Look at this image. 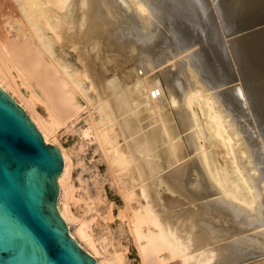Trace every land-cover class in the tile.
<instances>
[{"label":"bare ground","instance_id":"bare-ground-1","mask_svg":"<svg viewBox=\"0 0 264 264\" xmlns=\"http://www.w3.org/2000/svg\"><path fill=\"white\" fill-rule=\"evenodd\" d=\"M134 1L157 19L163 12L160 0ZM118 3L0 0V88L61 153L57 210L69 234L97 264H264V115L236 104L237 88L206 79L192 62L196 51L188 53L194 45L184 44L175 70L158 73L166 85L163 123L141 122L128 85L169 59L148 40L154 23ZM121 23L128 28L116 30ZM80 118L84 138L73 135L82 144L65 146L58 137ZM191 129L187 140L170 142ZM85 137L96 142L101 176ZM192 154L195 161L166 172Z\"/></svg>","mask_w":264,"mask_h":264},{"label":"rangeland","instance_id":"rangeland-1","mask_svg":"<svg viewBox=\"0 0 264 264\" xmlns=\"http://www.w3.org/2000/svg\"><path fill=\"white\" fill-rule=\"evenodd\" d=\"M137 1L139 0H136V2ZM118 2H120L118 3V5H120L124 10H127L128 12L137 11L141 17L143 18L146 17V19L147 18L150 19L149 22L154 23V25L153 24L152 26L150 25L152 28V32L151 31H149L148 33L146 32V34H148L149 36L148 40L151 41L152 39L151 37H153L151 42H153L154 45L158 43L159 45H156L158 50H160V52L163 53L167 59H169V61L164 62L165 64L163 66L159 67L158 69H154V71L152 72L144 73L141 70V74L139 75L140 77L137 80H135L133 83L128 85V87L132 90L131 91L132 96H136L134 97V101H133L134 105L136 106L135 108L136 110L134 109L133 112H135L137 117L141 119V122L145 123L148 121H154V124L150 128H154V127L156 128L163 123V120H162L163 114L166 112L167 107L165 108L164 106H162L161 102H163L164 100L163 98L165 97V94H166V85L164 83L165 82L164 77H160L161 76L160 74H159L160 76H158V73L161 70L168 69V68L171 71L175 70L174 66L180 60V58L182 59L186 57L185 54H180L182 52L181 46L184 44L190 45V46L194 45L193 47H191L190 49L191 51L189 50L188 53L196 51L197 55L195 56L192 62L195 65L197 63L199 68H201L206 79L212 82H215L218 85H222L223 87V88L221 87L222 89H235L236 90L237 88V91H235L236 93L232 92L233 96L231 97V98H234L235 103L238 105H241V108L243 109L244 108L251 109L253 107L256 115H262V116L264 115V110H263L264 90H262V88L264 89V79H263L264 78V58L260 59L264 56V47H263L264 39L262 38L264 35L263 33L264 32V23H263L264 19L261 20L262 18H264V0H160V4L162 5L164 3V5H162L163 7H161L163 12L162 13L160 12L158 19L152 15V13L150 12L147 6L145 7L144 5H141L142 3L139 5L138 3H135L134 0H118ZM127 28L128 27H126V24L121 23L119 26L116 27V30H120V29L126 30ZM262 28L263 30H261ZM260 30H261V33L263 34L260 33ZM256 34L262 35V36L257 35L260 42ZM154 35L156 38L154 37ZM261 43L263 45H260ZM122 53H124L123 55L125 56V58L129 57L128 50L126 49L125 45H124ZM261 55L262 57H259ZM141 58L142 57H140L139 59ZM173 58H175V60ZM237 80H239V82L241 83H238ZM253 80L256 82L254 83ZM249 83L252 85H250ZM247 84L249 85V87ZM253 84H254V87H253ZM242 85L243 87H239ZM259 86L261 88H259ZM240 89L241 90L243 89L242 94H241ZM251 89L254 90V93L252 92L253 90ZM239 90H240V93H238ZM243 91L251 98L248 97L245 93H243ZM256 93L258 95H256ZM134 94H138V95L141 94V95L138 97V95H134ZM249 94H251L252 96ZM243 95L245 96L247 101H245L246 99L244 98ZM241 96L243 99L239 98ZM256 97L260 101L259 100L256 101L255 100ZM81 102H82V106L85 107V103L83 102L82 99H81ZM246 105L248 108L246 107ZM176 107H177V102L173 104L172 108H176ZM86 114H87L86 110H85V114L83 110L81 117H82V120H85V122H87V126H89ZM83 115L86 119L83 117ZM147 115H148V118H146ZM143 117L145 118V120L143 119L142 121ZM82 120L81 118L78 119L79 122L77 121L75 124V126H78V127L74 126L75 129H71L70 131L69 130L64 131L65 135L62 133V135L58 137L60 142H63L64 144L67 142L65 146H68V145L75 146L76 144H79L77 142L80 139L79 142L80 144H82L81 142L82 138L78 137L77 133L79 132L78 130H76L80 126V129H81L80 131H83L84 128L82 126L84 125H85V128H87L86 123L83 124L84 121L82 122ZM76 131H77L76 133L77 135H73L75 134L74 132ZM60 132H62V130ZM69 132H71L72 134L71 133L69 134ZM192 132H193V129L183 133L181 136H178L176 139H173L170 142L174 144L175 142L179 140H182V141L187 140V138L190 135H192ZM72 136H74V139ZM79 136L84 138V135L81 133H79ZM63 137L66 138L65 139L66 141H64ZM88 137H85L86 141L88 140ZM90 141L92 140H89V142ZM89 142L87 141L86 143L91 145V147L90 145L89 147H87V148H90L87 150L88 151L87 157L88 156L90 157H88L89 159L86 158V160L88 159L89 162L96 163L100 159V155H99L100 152L95 151V153H93L92 148H95L96 142L95 141H94L95 143L93 142L95 145H93L92 142L90 143ZM86 146L87 145H84V147ZM168 146H169V143H165L163 146L157 148V150L155 149L154 152L158 154L161 150H163L164 148L166 149ZM93 154L95 155L93 156ZM172 156L173 158L179 159L177 152H175L174 150L172 151ZM191 156L189 160L185 158L183 160H180L179 162H176L177 160L175 159L176 161L173 163L171 167L168 168L166 172H173L195 161L196 160L195 155L192 157ZM88 161H84V163L86 162L85 164L88 165L87 163ZM77 165L73 164V168L74 167L76 168ZM87 165H86V168L90 169L89 165L88 166ZM103 167L104 165L103 163H101V161L98 162L97 168L99 169L95 167L97 171L98 170L101 171V173L98 171L100 176L104 172ZM87 172L88 171H85L84 174ZM166 172H162L161 174L156 175L154 179L158 180ZM72 175H73V178L76 177L74 174V169H72ZM85 177L86 175H84L83 179ZM85 179L87 180L88 178H85ZM93 179L94 178L90 180H93ZM103 183H104V189L106 190V185L108 183L107 184L105 182ZM75 185H76L75 187L79 189V190L77 189L76 190L80 191L78 184H75ZM105 193H109V191L106 190ZM107 197H108L107 198L108 201L113 202L109 194L107 195ZM114 214H116V212ZM117 219L113 218V223L117 221ZM129 259L133 260L134 258L132 256H129Z\"/></svg>","mask_w":264,"mask_h":264},{"label":"water","instance_id":"water-1","mask_svg":"<svg viewBox=\"0 0 264 264\" xmlns=\"http://www.w3.org/2000/svg\"><path fill=\"white\" fill-rule=\"evenodd\" d=\"M63 160L0 88V264H97L57 210Z\"/></svg>","mask_w":264,"mask_h":264}]
</instances>
